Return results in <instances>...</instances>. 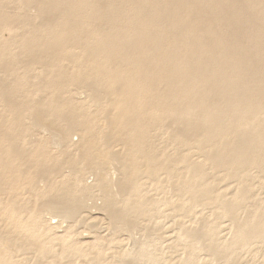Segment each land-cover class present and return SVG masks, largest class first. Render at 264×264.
<instances>
[{"label":"rangeland","instance_id":"obj_1","mask_svg":"<svg viewBox=\"0 0 264 264\" xmlns=\"http://www.w3.org/2000/svg\"><path fill=\"white\" fill-rule=\"evenodd\" d=\"M136 250L264 264V0H0V264Z\"/></svg>","mask_w":264,"mask_h":264},{"label":"bare ground","instance_id":"obj_2","mask_svg":"<svg viewBox=\"0 0 264 264\" xmlns=\"http://www.w3.org/2000/svg\"><path fill=\"white\" fill-rule=\"evenodd\" d=\"M253 15V14H252ZM47 22V21H46ZM74 74V73H73ZM92 82V81H91ZM93 83V82H92ZM95 87V86H94ZM97 87V86H96ZM92 89H94L93 87H92ZM96 89V88H95ZM164 89V88H163ZM98 90V89H97ZM93 96V95H92ZM97 101V100H96ZM98 102V101H97ZM37 118V117H36ZM41 118H43V117H41ZM39 120H44V119H40L39 118ZM36 121V124H34V125H37L38 123H40L41 121ZM52 121V120H51ZM51 121H49V122H51ZM48 123V122H47ZM47 123H44V124H42L43 126H45L46 128H49V127H54L53 126V124H52V126H51V124H47ZM38 125H41V124H38ZM56 127H58V125L56 126ZM56 127H54V132H59V138H60V140H59V142L60 143H64V140H66V138L68 137H66L65 135H62V134H64V133H62L61 131H59L58 130V128H56ZM84 128H86V127H84ZM50 129V128H49ZM64 129V128H63ZM63 129H61V130H63ZM57 130V131H56ZM65 130V129H64ZM87 130V129H86ZM52 131H53V129H52ZM181 134H183V133H181ZM108 140V139H107ZM66 142V141H65ZM119 151V150H118ZM117 152V151H116ZM114 153V154H112V155H114V162L115 163H124V172L126 173V175H128L131 179H130V182H134V178H135V175L134 174H136V175H140L141 176V174H143L142 173V171L141 170H139V169H137V162H136V164H134L135 163V161H133L134 159H132V158H130V157H122V156H120V155H122V154H119V153ZM83 153V152H82ZM91 161V160H90ZM40 163V162H39ZM134 165V166H133ZM169 166L170 165H168V164H164V166L162 167V165H159V166H157V170H156V172L155 171H153V172H155V173H157V171L158 170H163V169H167V167L169 168ZM105 167H106V164H102V165H100V167H99V170H105ZM120 167V166H119ZM119 169V171H120V168H118ZM98 170V171H99ZM100 172V171H99ZM107 172V171H106ZM120 173V172H119ZM109 175H111V174H109ZM100 176V175H99ZM102 177V176H101ZM108 178H110L109 176H108ZM120 180V179H119ZM118 181V180H117ZM116 182V181H115ZM119 182V181H118ZM125 181H121L120 182V185L118 184V186H117V188H120V189H122V191L124 190V191H126V193H127V190H128V188H126L127 190H125V186H127L128 185V182H126V183H124ZM117 184V183H116ZM116 184H115V186H116ZM128 187H129V185H128ZM119 190V189H118ZM117 190V191H118ZM120 192V191H119ZM123 195V194H122ZM120 196H121V194H120ZM119 196V197H120ZM111 197V196H110ZM195 197V196H194ZM197 197V196H196ZM115 198H117V197H115ZM205 198V197H204ZM190 199V198H189ZM201 200V199H200ZM108 202V201H107ZM109 203V208H110V210H111V212H112V214H113V218H115V219H117V221H122L123 222V224H124V228H128L131 232H135L138 228L136 227V224L137 223H140V222H138L137 221V217L136 216H132V215H130V216H127V215H122L121 214V216H120V214H119V211H118V207L116 206V204L114 203V199L113 198H111V201H109L108 202ZM120 205V204H119ZM121 206V205H120ZM81 207V205L79 206L78 204L77 205H69V206H63V207H61V208H59V212L61 213V215L63 216V217H66V218H68V217H72L73 215H76L77 213V210L79 209ZM83 208V207H82ZM122 209V208H121ZM79 210H81V209H79ZM108 211V210H107ZM111 212H109V213H111ZM137 212V211H136ZM147 212H149V211H147ZM141 214V213H140ZM73 217H75V216H73ZM113 223V222H112ZM116 225V224H115ZM114 225V226H115ZM138 226V225H137ZM118 227V226H117ZM139 227V226H138ZM152 232V231H151ZM135 233H137V232H135ZM134 233V234H135ZM150 233V232H149ZM194 235L198 238V239H203V232L201 231V229H194ZM207 235V234H206ZM211 235H213V234H211ZM210 236V235H209ZM149 238V237H148ZM146 240V239H145ZM149 240V239H148ZM140 241V240H139ZM138 243H141V242H138ZM138 246H140V244H138ZM138 246H136L137 248H138ZM135 247V248H136ZM135 250V249H134ZM138 250V249H137ZM136 250V251H137ZM135 251V252H136ZM138 252L139 251H137V253H136V255L133 257V258H130V259H128V260H125V261H123V263L122 264H139V262H138V259H139V254H138ZM145 259V258H144ZM226 264H231V260H229V261H227V263Z\"/></svg>","mask_w":264,"mask_h":264}]
</instances>
